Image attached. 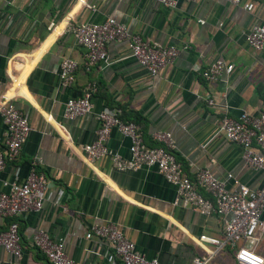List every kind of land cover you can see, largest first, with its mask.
Segmentation results:
<instances>
[{
  "label": "crops",
  "instance_id": "obj_1",
  "mask_svg": "<svg viewBox=\"0 0 264 264\" xmlns=\"http://www.w3.org/2000/svg\"><path fill=\"white\" fill-rule=\"evenodd\" d=\"M244 1L253 3L251 10L229 0H177L174 7L152 0H0V93L10 95L29 125L19 154L0 169V190L5 189L3 182L20 181L31 170L50 181L41 208L16 217L20 256L0 246V264H49L31 244L37 230L62 238L64 252L77 264H121L107 242L84 238L93 223H113L138 252L161 264H187L200 252L193 243L197 235H221L223 217L213 212L203 216L174 203V187L155 167L116 170L109 154L89 167L71 145L92 141L96 113L116 107L120 115L142 118L138 126L148 145L155 144L154 132L168 131L174 156L190 176L202 167L220 179L230 174L228 189L234 181L259 187L264 169L247 166L240 146L215 133L223 114L255 116L264 104V46L253 49L244 40L246 31L264 20V0ZM107 16L150 41L187 47L154 76L127 56L124 41L106 43L110 64L86 66L85 50L65 30L66 21L99 22ZM49 20L55 25L48 32ZM62 57L76 63L69 86L60 84L57 73ZM217 58L231 63L232 70L206 82L200 72ZM20 73L22 82L12 85L8 75ZM90 81L96 84L91 109L65 119L64 101L81 95ZM206 97L214 104L208 105ZM3 139L0 120V151ZM105 144L110 153L129 154V139L114 127ZM9 220L0 217V230ZM226 251L222 257L227 258Z\"/></svg>",
  "mask_w": 264,
  "mask_h": 264
},
{
  "label": "built area",
  "instance_id": "obj_2",
  "mask_svg": "<svg viewBox=\"0 0 264 264\" xmlns=\"http://www.w3.org/2000/svg\"><path fill=\"white\" fill-rule=\"evenodd\" d=\"M152 1L165 7H174L177 3V0ZM229 2L246 10H251L253 6L250 1ZM85 6L94 8L87 3ZM198 21L202 22L200 19ZM54 25V21L49 20L46 30L51 31ZM65 30L77 45L84 48L86 66L95 63H100L101 66L110 64L105 51L106 43L124 41L127 56L133 58L150 76H154L162 66L172 63L179 49L187 47L186 44L178 48L150 41L133 33L125 24L111 16L99 22L70 23L67 20ZM244 40L251 48L261 49L264 46V20L253 24L244 34ZM75 68L73 59H60L57 73L62 86L72 83ZM231 70V63L217 58L209 62L200 75L206 82H213ZM8 79L12 85L17 86L19 81L22 82L23 75H8ZM95 90L96 84L90 81L81 95L67 98L63 103L62 116L71 120L88 112L91 109L90 98ZM205 100L208 105L214 104L211 97H206ZM95 118L97 126L93 140L78 147L71 145L73 152L86 165L92 167L94 161L109 154L111 166L116 170L155 167L165 181L174 187V203L203 216L213 212L223 217L219 237L201 233L193 239L200 252L187 264H264V217L261 216L264 211V179L257 188H249L234 181V187L228 189L225 180L230 178V174H226V179H220L208 169L198 167L190 176L174 156L175 146L168 131L154 132L152 138L155 144L148 145L142 139L138 124L123 120L118 108L103 107ZM0 120L4 125V149L0 151L1 169L5 161H11L19 154L29 125L26 116L13 105L10 95L4 92L0 93ZM112 127L129 139L127 157L108 150L105 143ZM215 133H220L228 142L240 146L241 160L247 166L256 170L264 169V104L255 116L246 112L239 113L235 118L223 114ZM2 184L5 189L0 190V217L10 220L0 230V246L10 255L19 257L21 244L16 217L41 208L50 181L42 172L31 170L20 181ZM83 236L85 239L95 237L107 242L121 264H161L157 258H147L138 252L134 243L111 222L93 223ZM246 242L249 244L245 245ZM31 244L49 264H77L64 252L62 238L52 239L44 230H37L32 235ZM224 249L227 250V258L221 256Z\"/></svg>",
  "mask_w": 264,
  "mask_h": 264
},
{
  "label": "trees",
  "instance_id": "obj_3",
  "mask_svg": "<svg viewBox=\"0 0 264 264\" xmlns=\"http://www.w3.org/2000/svg\"><path fill=\"white\" fill-rule=\"evenodd\" d=\"M120 117L123 119V120H129V121H133L137 124L141 123V120L142 118L137 115V114H127V113H122L120 115Z\"/></svg>",
  "mask_w": 264,
  "mask_h": 264
},
{
  "label": "rangeland",
  "instance_id": "obj_4",
  "mask_svg": "<svg viewBox=\"0 0 264 264\" xmlns=\"http://www.w3.org/2000/svg\"><path fill=\"white\" fill-rule=\"evenodd\" d=\"M261 245H263V243L261 242Z\"/></svg>",
  "mask_w": 264,
  "mask_h": 264
}]
</instances>
